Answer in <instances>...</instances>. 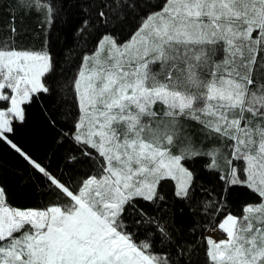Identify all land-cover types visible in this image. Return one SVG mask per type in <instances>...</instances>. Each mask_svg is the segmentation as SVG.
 Wrapping results in <instances>:
<instances>
[{"label":"snow or ice","instance_id":"snow-or-ice-1","mask_svg":"<svg viewBox=\"0 0 264 264\" xmlns=\"http://www.w3.org/2000/svg\"><path fill=\"white\" fill-rule=\"evenodd\" d=\"M76 6L62 67L63 0H0V264H264V0ZM33 106L42 154L13 139ZM4 151L37 206L8 204Z\"/></svg>","mask_w":264,"mask_h":264},{"label":"trees","instance_id":"trees-1","mask_svg":"<svg viewBox=\"0 0 264 264\" xmlns=\"http://www.w3.org/2000/svg\"><path fill=\"white\" fill-rule=\"evenodd\" d=\"M63 2L64 9L60 15V20L51 31V52L62 67L64 66L63 62L65 57L72 60L84 47L83 41L74 34L81 23V16L79 14L80 9L76 6L80 3V0H63ZM27 25L30 28L35 27L32 19L27 21ZM9 26V16L6 13L0 14V32H5L6 34V29ZM17 27H19V21H17ZM24 39L26 43L30 42L31 34H27ZM43 39L44 36L41 34L40 38L36 41L37 48L43 43ZM89 47H91V42H89ZM46 103L49 104L50 109L54 107L51 98H48ZM53 135L54 133H52L46 125L41 110L33 106V108L30 109L27 123L18 129L17 135L13 137V139L32 153L42 154L46 150H50L53 143ZM3 159L5 161L3 181L9 191L8 204L17 208L37 206L39 204V196L33 193L29 188L24 187L13 174V170L20 167L17 163V159L7 151L3 152ZM55 163L56 161L54 160V164ZM199 164L200 162L197 161V168ZM204 179L207 180L206 177H204ZM229 199L232 204V211L234 213H239L240 206L247 200V196L241 189L234 191Z\"/></svg>","mask_w":264,"mask_h":264}]
</instances>
